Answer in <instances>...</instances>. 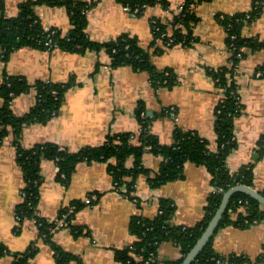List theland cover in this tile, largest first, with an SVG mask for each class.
I'll list each match as a JSON object with an SVG mask.
<instances>
[{
    "label": "crops",
    "instance_id": "obj_1",
    "mask_svg": "<svg viewBox=\"0 0 264 264\" xmlns=\"http://www.w3.org/2000/svg\"><path fill=\"white\" fill-rule=\"evenodd\" d=\"M23 1L6 0L7 16H16ZM167 2L174 11L184 0ZM255 2L212 0L199 5L196 42L190 47L167 48L158 42L151 48L154 36L150 21L168 17L160 3L148 7L142 17L126 11L117 0H100L89 11L87 34L92 41L106 43L122 34L135 36L142 48L150 49V61L157 70L169 69L176 74L179 82L172 89L156 90L146 72H135L131 67L113 68L105 50L71 53L24 47L15 51L7 63L0 62V84L8 76L25 77L32 84L37 81L71 83L57 116L46 124L32 123L25 127L23 147L30 149L53 143L76 152L87 146H100L112 134L138 133L140 126L135 112L142 103L148 114L151 113L149 116H158L151 132L162 144L172 145L174 131L180 127L197 132L215 148L214 114L222 92L211 72L227 67L230 62L226 31L219 17L248 13ZM36 13L45 28H56L64 36L69 33L71 24L66 8L42 6L36 8ZM243 36L264 43V11L245 26ZM157 48L161 49L158 53L154 51ZM246 52L234 75L242 109L235 122L238 148L229 157L228 165L236 172L242 166L255 163L253 188L264 192V157L256 161L255 153L264 135V78L256 75L264 66V49ZM37 100L33 89L13 101L12 111L22 117L36 106ZM167 109H172L175 116L163 115ZM161 163L162 158L150 153L142 160L144 168L151 172H157ZM126 166L131 169L134 158L128 159ZM57 173L53 162H43L37 214L53 223L73 202L83 204L67 227L52 228L54 244L78 258L68 264H122L116 252L134 241L129 230L133 217L154 218L159 212L160 200L165 199L176 206L174 225L195 226L203 219L207 198L213 190L206 168L194 164L186 166L183 179L160 188H152L149 177L141 175L129 196L115 191L108 163H80L67 187L57 180ZM24 187L17 149L13 136H9L0 146V243L6 248L0 264H13L17 253H25L32 247H36L37 253L30 264H57L56 253L40 236L37 222L16 221ZM88 199L90 204L86 203ZM74 227H80L82 234L74 233ZM213 248L224 256L245 255L256 264L264 256V222L249 228L233 225L222 228L214 238ZM180 258L181 252L174 243L160 246L159 261L167 263Z\"/></svg>",
    "mask_w": 264,
    "mask_h": 264
},
{
    "label": "trees",
    "instance_id": "obj_2",
    "mask_svg": "<svg viewBox=\"0 0 264 264\" xmlns=\"http://www.w3.org/2000/svg\"><path fill=\"white\" fill-rule=\"evenodd\" d=\"M99 1L24 0L19 5V13L14 17H8L6 0H0V62L7 63L12 53L24 47L42 51L62 49L71 53L105 50L111 57L113 68L131 67L135 72H146L156 90L174 88L179 82L176 74L169 69L157 70L150 61V49L142 48L135 36L122 34L117 39L106 43H98L90 39L87 34L88 13ZM117 1L123 7H129L131 13L138 10L139 12L134 14L136 16L143 15L148 7L159 3L165 8L169 7L167 0ZM210 1L212 0H184L182 12L173 16L167 24L163 19L153 18L150 21L154 36L151 48L153 49L158 42H162L165 46L170 38L175 41L171 47L194 45L196 42L195 27L200 20L197 8ZM257 2L259 4L254 3L248 13L224 15L223 19L219 17L226 31V47L230 53V62L227 67L211 72L217 87L222 92L214 114L217 134L215 148L197 132L187 131L180 127H176L174 131L172 145L162 144L159 138L151 132V125L158 116H149L144 104L140 103L135 112L140 126L138 133L112 134L106 137L102 145L87 146L76 152L53 143L25 149L22 145L25 127L32 123L46 124L57 116L71 83L54 84L37 81L32 84L25 77L8 76L0 84V146L7 137L13 136L17 149V162L25 181L24 199L17 207L16 213L22 221L35 220L37 222L40 236L56 253L57 264H68L78 258L63 252L54 244L52 228L55 225L40 218L37 214L42 186L41 166L45 161L53 162L57 166V180L66 187L80 163H108L114 183H117L119 187H125L127 189L125 194L128 196L134 192L136 182L141 175L149 177L150 186L155 189L183 179L188 164L206 168L213 190L207 198L203 219L192 227L176 226L172 223L176 206L170 200H160L159 212L154 218L135 216L130 221L129 230L134 236L131 244L133 249L126 247L116 252L117 260L122 264H182L213 219L225 193L237 185L254 186L256 164L245 165L238 171L232 172L228 160L238 148L235 122L242 109L234 75L241 60L246 57V51L264 49V43L243 36L245 26L258 19L264 11V0ZM42 6L67 9L71 24L67 35L64 36L56 28L47 29L43 26L36 13V8ZM247 14L251 15L250 19L246 18ZM160 50L157 48L154 51L158 53ZM259 70H264V66ZM33 89L37 93L36 106L28 114L22 117L16 116L12 111L13 101ZM172 113L173 110L167 109L162 114L172 115ZM147 153L162 158L157 172L144 168L142 160ZM255 153L256 161L264 157V135L260 138ZM130 158H134V166L128 169L126 165ZM69 207H76V210L70 215L68 222L74 218L76 212L81 210L83 204L75 201ZM69 207L62 210L58 218L68 212ZM234 216L236 219L233 218ZM262 222H264V205L247 195L235 194L215 235L193 264H254L245 255L218 254L213 248V241L222 228L231 225L249 228ZM73 231L77 235L83 232L80 227H74ZM167 242L174 243L180 250L179 260L167 263L158 260L160 246ZM5 251V246L0 243V257L5 254ZM36 253V247L28 249L25 253H17L13 264H30V260ZM255 263L264 264V256Z\"/></svg>",
    "mask_w": 264,
    "mask_h": 264
},
{
    "label": "water",
    "instance_id": "obj_3",
    "mask_svg": "<svg viewBox=\"0 0 264 264\" xmlns=\"http://www.w3.org/2000/svg\"><path fill=\"white\" fill-rule=\"evenodd\" d=\"M148 115H151V113H149ZM239 193L247 195L248 197L259 202L261 205H264V194L256 190L255 188L247 185H237L231 188L228 192L225 193L222 203L219 209L217 210L216 214L214 215L213 219L208 224L203 235L198 240L194 248L190 251V253L186 256L182 264H193L199 254L204 250L210 239L215 235L232 197L235 194Z\"/></svg>",
    "mask_w": 264,
    "mask_h": 264
},
{
    "label": "built area",
    "instance_id": "obj_4",
    "mask_svg": "<svg viewBox=\"0 0 264 264\" xmlns=\"http://www.w3.org/2000/svg\"><path fill=\"white\" fill-rule=\"evenodd\" d=\"M257 1L258 0H256L255 3L256 4H259ZM124 9L126 11H128V12L131 13V10H130L129 7H124ZM165 9H166V12L168 14V17L164 20V22L167 24V23H169L170 20H172L173 16H175V15H177V14H179V13L182 12V10H183V4L177 10H174V11L171 10L170 7H167ZM138 12H139L138 10H135L134 13H132V14H137ZM220 17L223 19V16H220ZM246 18L247 19H250L251 18V15L250 14H247ZM167 36H171V34H167ZM174 43H175L174 39L173 38H170L168 44H166L165 47L170 48L172 45H174ZM256 75L262 77L264 75V70H258V72H257ZM172 115L175 116V112L174 111H173ZM114 189H115L116 192L122 193V194H125V192L127 191V189L125 187H119L117 183H114ZM86 203L87 204H90L91 201L88 199ZM75 210H76V207H69V211L68 212L64 213L61 216V218H57L53 222V224L55 225V227L58 228V229H63L65 227H67L68 226V219H69L70 215ZM16 221L18 223H20L22 221L21 217L17 213H16ZM128 247L130 249H133V246L132 245H129Z\"/></svg>",
    "mask_w": 264,
    "mask_h": 264
},
{
    "label": "rangeland",
    "instance_id": "obj_5",
    "mask_svg": "<svg viewBox=\"0 0 264 264\" xmlns=\"http://www.w3.org/2000/svg\"><path fill=\"white\" fill-rule=\"evenodd\" d=\"M140 17H142V16H140Z\"/></svg>",
    "mask_w": 264,
    "mask_h": 264
}]
</instances>
